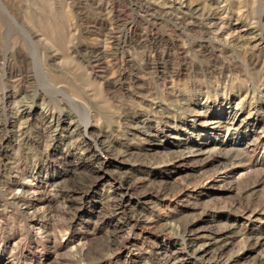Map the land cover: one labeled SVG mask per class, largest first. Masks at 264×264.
Here are the masks:
<instances>
[{"label":"rangeland","instance_id":"374dc122","mask_svg":"<svg viewBox=\"0 0 264 264\" xmlns=\"http://www.w3.org/2000/svg\"><path fill=\"white\" fill-rule=\"evenodd\" d=\"M0 264H264V0H0Z\"/></svg>","mask_w":264,"mask_h":264}]
</instances>
